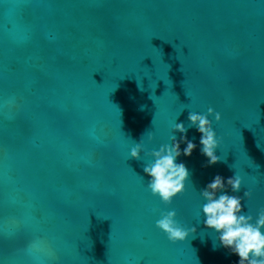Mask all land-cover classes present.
I'll return each mask as SVG.
<instances>
[{
    "label": "water",
    "instance_id": "1",
    "mask_svg": "<svg viewBox=\"0 0 264 264\" xmlns=\"http://www.w3.org/2000/svg\"><path fill=\"white\" fill-rule=\"evenodd\" d=\"M209 107L222 114L209 116L222 159L210 166L196 127L190 157L173 130ZM172 134L191 176L167 205L143 168ZM217 174L227 194L253 192L256 217L264 0H0V264H239L204 224L200 192ZM173 209L196 229L183 242L156 227Z\"/></svg>",
    "mask_w": 264,
    "mask_h": 264
},
{
    "label": "clouds",
    "instance_id": "2",
    "mask_svg": "<svg viewBox=\"0 0 264 264\" xmlns=\"http://www.w3.org/2000/svg\"><path fill=\"white\" fill-rule=\"evenodd\" d=\"M209 116H214L216 122L222 120V114L209 107L207 114L189 112L190 124L186 127L182 122L175 123L173 130L184 134L181 139L186 142L187 147L184 148L183 155L190 157L197 145L188 139L187 132L189 127H196L202 134L201 152L208 158L210 166L220 163L222 159L216 154L221 140L217 138L213 121L209 119ZM148 138L154 140L155 135L149 133ZM171 140L174 143L164 144L159 150H153L150 155L155 158L154 161L143 168V171L151 178L148 181V188L154 196H158L167 205H171L174 198L187 190V183L191 176L190 170L184 163L176 162L177 157L181 155L180 141L174 134ZM144 150L141 139L131 148L130 158L140 160ZM243 184V177L238 174L227 179V185L233 193H239ZM224 189L225 180L217 174L200 192L206 200L202 206L205 226L220 234L221 244L239 256V264H264V208L260 209L256 217L250 213L245 214L243 198L251 199L253 192L246 190L241 197L229 195ZM177 215L175 209L162 212L161 218L156 221V227L173 243L185 241L190 233L196 231L195 228L182 226L176 219Z\"/></svg>",
    "mask_w": 264,
    "mask_h": 264
}]
</instances>
